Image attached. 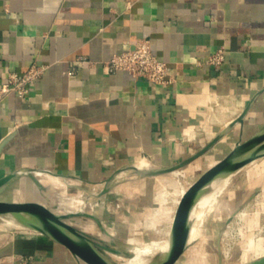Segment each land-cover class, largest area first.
Returning a JSON list of instances; mask_svg holds the SVG:
<instances>
[{"label":"crops","instance_id":"0c3cea01","mask_svg":"<svg viewBox=\"0 0 264 264\" xmlns=\"http://www.w3.org/2000/svg\"><path fill=\"white\" fill-rule=\"evenodd\" d=\"M141 38L167 62L170 82L106 71ZM220 47L226 60L215 69L208 60ZM33 63L45 69L30 92L0 97V178L18 172L0 200L68 214L83 195L86 214L68 221L125 255L167 242L182 173L203 174L264 129V0H0V88ZM215 139L177 171L131 169L182 163ZM260 171L231 186L213 222L252 204L247 180ZM4 225L0 264H86L39 231Z\"/></svg>","mask_w":264,"mask_h":264},{"label":"water","instance_id":"95a60500","mask_svg":"<svg viewBox=\"0 0 264 264\" xmlns=\"http://www.w3.org/2000/svg\"><path fill=\"white\" fill-rule=\"evenodd\" d=\"M246 111L234 122H243ZM217 139L210 142L199 152L186 161L160 169L140 168L132 166L135 173L141 175H158L179 170L189 161L205 153ZM2 144L0 145V150ZM264 157V129L253 135L250 139L238 142L235 147L220 161L208 168L199 178L193 182L182 195L175 213L174 223L169 239L163 245L166 248L162 254L154 256L152 264H176L189 245L192 213L195 201L199 193L210 186L216 179L227 177L249 162ZM34 175V172H31ZM116 172L107 181L103 190L98 194L106 193L111 181L119 174ZM18 175V172L8 174L0 178V193ZM85 211H72L68 214L55 212L47 205L36 202H13L0 200V218L8 215H16L27 226L28 229L39 231L51 239L65 245L75 256L86 264H118L109 258L106 253L127 257L122 251L97 242L93 238L82 233L68 219L72 216L85 215ZM248 264H264V256L252 260Z\"/></svg>","mask_w":264,"mask_h":264},{"label":"rangeland","instance_id":"374dc122","mask_svg":"<svg viewBox=\"0 0 264 264\" xmlns=\"http://www.w3.org/2000/svg\"><path fill=\"white\" fill-rule=\"evenodd\" d=\"M251 170L252 172L261 170L260 173L255 174L247 180L254 190L251 200L252 204L249 205L248 210L244 214L239 216L243 210L237 214L235 221H233L231 235L226 236V232L232 221L230 223L213 222L212 219L216 217V207L220 200L228 194L231 186L240 180V178L247 179V172H251ZM200 173H182L183 175L180 176V190L188 188L199 178ZM260 202H264V158L257 159L254 163L246 165L234 173L227 191L207 211L204 225L198 233L199 236L189 243L184 255L180 259L181 261H178L177 264H180V262L181 264H232V261H237L235 263L237 264L240 263L241 255L246 259L260 257L254 254L255 248L252 247V243L256 240L264 239V205ZM234 213L232 212L231 214L233 216L232 219L235 216ZM229 215V212H225L223 217L227 218ZM3 226L5 225L0 219V228ZM141 249L142 247L129 248L128 256L133 255L134 252L142 253Z\"/></svg>","mask_w":264,"mask_h":264},{"label":"built area","instance_id":"2783aa9c","mask_svg":"<svg viewBox=\"0 0 264 264\" xmlns=\"http://www.w3.org/2000/svg\"><path fill=\"white\" fill-rule=\"evenodd\" d=\"M225 60L226 50L224 47H220L210 55L208 61L213 68L221 69ZM81 63L92 62L82 59ZM44 69L45 66L33 63L22 74L16 71L10 72L7 80L0 88V97L13 92L25 97L30 92L31 85L42 78ZM105 69L109 73L125 71L135 76L144 77L149 82L156 84H165L171 81L167 62L154 53L147 38L139 39L133 48L114 54L105 62ZM88 201L89 198L83 195L76 196L74 198V211H84V206Z\"/></svg>","mask_w":264,"mask_h":264},{"label":"bare ground","instance_id":"6f19581e","mask_svg":"<svg viewBox=\"0 0 264 264\" xmlns=\"http://www.w3.org/2000/svg\"><path fill=\"white\" fill-rule=\"evenodd\" d=\"M254 161H256V160H254ZM254 161L249 162L247 165L254 163ZM141 167L143 168V166H141ZM251 172H252V170H251ZM233 175L234 174L227 176V177H224V178L221 177V178L216 179L210 186H208L204 190H202L199 193V195L197 196L196 201H195V208H194V211L192 213V222H191V231H190L189 242H191L193 240V238L195 236H197V234L201 231V229L204 225L205 217L207 216V211L210 209V207L212 208V206L216 203V201L220 198V196H222L227 191L228 186L231 182V179L233 178ZM186 190H187V188H182L181 189V195H183ZM180 199L177 200V203H179ZM260 203L262 205H264V202L263 203L260 202ZM247 210H248V208L243 209V211L239 214V216L244 214V212ZM0 219H1V222L4 224H8V225H12L15 227H21V228L27 229V226L16 215H8V216L2 217ZM232 228H233V222L230 224V227L226 232V236L231 235ZM252 247L255 248V251H254L255 255H257V256L263 255L264 256V239L256 240L254 243H252ZM165 248H166V246H163V245H161V246L160 245H158V246L148 245V246L142 247V249H141L142 253H133V255L127 256V257H125V256L120 257L117 255H112V254H108V253H106V255L109 258H111L113 261H115L116 263L152 264L153 259H154L153 257L157 256L159 254H162V252Z\"/></svg>","mask_w":264,"mask_h":264}]
</instances>
